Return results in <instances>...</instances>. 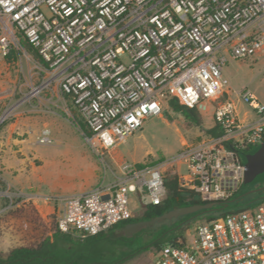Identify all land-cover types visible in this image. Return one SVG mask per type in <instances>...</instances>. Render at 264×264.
I'll return each mask as SVG.
<instances>
[{"label":"built area","instance_id":"2783aa9c","mask_svg":"<svg viewBox=\"0 0 264 264\" xmlns=\"http://www.w3.org/2000/svg\"><path fill=\"white\" fill-rule=\"evenodd\" d=\"M22 40L90 131L86 140L104 173V153L173 98L200 112L212 107L220 132L159 163L123 161L107 183L63 196L59 231L80 238L108 231L135 216L131 194L139 207L161 203L173 164L179 185L202 201L239 191L240 153L264 141V104L241 87L238 97L256 116L241 121L225 96L231 90L223 64L264 47V0H0V53L26 52ZM40 142H51L48 130ZM155 253L152 264H264V196L205 219Z\"/></svg>","mask_w":264,"mask_h":264},{"label":"rangeland","instance_id":"374dc122","mask_svg":"<svg viewBox=\"0 0 264 264\" xmlns=\"http://www.w3.org/2000/svg\"><path fill=\"white\" fill-rule=\"evenodd\" d=\"M25 50L0 53L2 257L12 247L36 243L50 235L48 228L54 226L63 196L107 183L113 179L112 172L120 174L123 161L155 164L172 159L185 149L186 144H194L207 136L205 130L213 126L212 107L198 111L201 124L196 125L167 102L160 115L145 120L141 129L104 153L108 165L104 173L99 155L86 140L88 133L80 116L59 91L53 71L33 52ZM222 74L231 90L225 96L236 104L238 118L243 122L254 120L256 116L237 92L246 86L264 104V47L244 59L228 58ZM44 130L49 132V143L40 142ZM240 156L245 162V153ZM172 167L177 171V164ZM179 168L180 173L187 172L185 163ZM262 187L264 173L242 186L240 204H253ZM131 198V206L136 210L134 215H141L143 207L137 205L133 194ZM42 203L51 207L48 213L39 208ZM205 216L191 217L184 232L192 233L195 226L205 221ZM179 217L144 225L130 235L124 229L106 232L101 241L106 248L102 263L152 264L156 258L154 247L145 251L140 247ZM119 237L124 240H115Z\"/></svg>","mask_w":264,"mask_h":264},{"label":"trees","instance_id":"16d2710c","mask_svg":"<svg viewBox=\"0 0 264 264\" xmlns=\"http://www.w3.org/2000/svg\"><path fill=\"white\" fill-rule=\"evenodd\" d=\"M22 45L24 49L33 52L36 58L39 59L37 52L31 49L24 40H22ZM13 53L15 52L13 51ZM170 105L176 112L183 114L194 124H201V118L196 108H188L180 104L176 98L170 100ZM72 109L76 111L75 108L72 107ZM81 122L86 129V132L89 134L90 131L85 123L82 120ZM205 131L212 136L220 134L216 125L207 128ZM258 146L259 145L250 147L247 150L253 152ZM247 150L241 151V153H245ZM242 162L244 163V161ZM138 165L142 164L139 163ZM165 174L164 185L166 188V194L161 203L144 206L141 210V215L116 223L106 232L115 229H124V225L129 222L151 219L175 207L205 202L199 197H196V194L191 190L180 186L175 174H171L168 170ZM241 192L242 186L231 199L222 201L220 204H216L212 208L201 209L174 219L169 226L160 229L150 241L141 246L140 250L145 251L154 247L155 251H157L167 243L182 238L184 230L191 217L205 214V219L210 220L218 214L243 206V204H240L243 196V193ZM257 194L258 196L256 199L263 197L264 189L261 188L258 190ZM32 209L35 211L33 207ZM48 230L51 234L46 235L39 242L15 246L8 251L5 257L0 255V264H103L101 259L105 254L104 250H106V248L104 245H101V241L106 237V232L90 235L84 238L74 237L70 234L59 231L56 225V220L54 226L48 228ZM115 240L121 241L124 239L119 237Z\"/></svg>","mask_w":264,"mask_h":264},{"label":"water","instance_id":"95a60500","mask_svg":"<svg viewBox=\"0 0 264 264\" xmlns=\"http://www.w3.org/2000/svg\"><path fill=\"white\" fill-rule=\"evenodd\" d=\"M244 158L245 162L243 163L244 172L242 186L251 183L258 175L264 173V141L258 146L255 151L249 152L247 153V155L245 154ZM262 188L264 189V187ZM220 203V201H207L203 203H195L191 205L175 207L151 219L129 222L124 225V231L127 235H130L144 225L153 224L155 222H162L163 220H171L178 216L193 213L201 209L212 208L214 205Z\"/></svg>","mask_w":264,"mask_h":264},{"label":"crops","instance_id":"0c3cea01","mask_svg":"<svg viewBox=\"0 0 264 264\" xmlns=\"http://www.w3.org/2000/svg\"><path fill=\"white\" fill-rule=\"evenodd\" d=\"M39 206V208L41 209V210H43L45 213H48L49 212V210H50V206L49 205H47V204H39L38 205Z\"/></svg>","mask_w":264,"mask_h":264},{"label":"flooded vegetation","instance_id":"af4514ba","mask_svg":"<svg viewBox=\"0 0 264 264\" xmlns=\"http://www.w3.org/2000/svg\"><path fill=\"white\" fill-rule=\"evenodd\" d=\"M249 152H252V151H250V150H247V152H245V154L247 155V153H249ZM242 160V159H241Z\"/></svg>","mask_w":264,"mask_h":264}]
</instances>
